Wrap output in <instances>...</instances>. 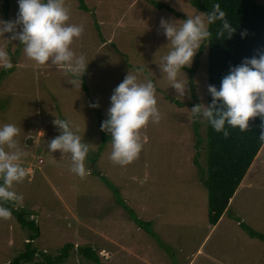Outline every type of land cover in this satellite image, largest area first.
<instances>
[{
  "label": "rangeland",
  "instance_id": "rangeland-1",
  "mask_svg": "<svg viewBox=\"0 0 264 264\" xmlns=\"http://www.w3.org/2000/svg\"><path fill=\"white\" fill-rule=\"evenodd\" d=\"M155 1L183 16L159 10L149 0H85L88 11L79 8L78 0H63L67 22L83 26L70 45L89 61L81 88H72L62 69L27 57L11 33L0 35V124L19 128L20 163L30 169L10 189L21 199L10 201L39 226L34 242L39 251L55 256L66 244L74 245L63 264H91L78 253L85 246H92L103 264H264V242L239 225L264 235V145L229 212L212 227L199 175V168L207 169V121L191 117L197 103L187 70L197 60L193 85L198 103L208 104L207 46L184 68L186 76L181 71L180 78L189 81L184 97L177 96L154 62L169 47L161 17L182 20L200 11L191 0ZM255 1L264 5V0ZM17 12V0H0V18L14 20ZM140 65L144 70L138 79L155 85L160 119L140 129V152L120 165L109 159L110 140L102 139L100 124L107 118L113 89ZM55 116L70 120L90 145L83 177L71 171L70 153L47 149L48 141L59 135ZM104 181L119 190L140 220L151 224V234L116 202ZM29 233L13 217H0V264L23 250Z\"/></svg>",
  "mask_w": 264,
  "mask_h": 264
},
{
  "label": "clouds",
  "instance_id": "clouds-1",
  "mask_svg": "<svg viewBox=\"0 0 264 264\" xmlns=\"http://www.w3.org/2000/svg\"><path fill=\"white\" fill-rule=\"evenodd\" d=\"M17 4L14 20L0 18V35L11 33V39L19 40L27 57L38 64L50 63L62 69L66 82L72 88H81L89 61L85 55H77L70 45L80 36L83 26L67 22L69 11L63 0H17ZM217 22L216 37L231 38L236 29L219 3H214L209 12L187 14L182 20L161 17L160 28L169 47L166 54L158 60L155 58L154 62L177 96L184 97L188 91L189 81L180 78L181 71L186 76L184 68L190 67L198 51L209 43L211 26ZM244 34L242 32L241 36ZM143 70V65L130 70L113 89L107 118L100 124L101 131L110 134L109 159L116 164L125 165L136 158L142 147L140 129L149 121L156 123L160 119L153 81L138 79ZM208 92L211 102L194 104L192 118L206 120L214 131L227 137L229 127L243 132L249 128L252 118L259 117L258 138L264 142V51L231 66L219 87L210 84ZM52 123L59 135L48 141V151L70 153L71 171L85 176L89 143L82 141L70 120L55 116ZM19 131L15 124H0V200L19 201L21 197L10 190L11 186L23 180L30 171L20 163L24 154L15 139ZM9 215L10 209L0 206V217Z\"/></svg>",
  "mask_w": 264,
  "mask_h": 264
},
{
  "label": "trees",
  "instance_id": "trees-1",
  "mask_svg": "<svg viewBox=\"0 0 264 264\" xmlns=\"http://www.w3.org/2000/svg\"><path fill=\"white\" fill-rule=\"evenodd\" d=\"M78 1L79 8L88 11L85 0ZM149 1L159 10H167L177 17L183 16L167 4L155 0ZM191 3L200 12H209L214 3H219L236 29L231 38L216 37L219 22L211 26L212 37L206 45L208 86L211 84L219 87L222 77L228 73L231 66L240 64L246 57L257 55L259 51H264V5L255 0H191ZM242 32L245 33L243 37L241 36ZM201 53L202 48L197 59ZM197 63L196 60L195 67L187 69L191 73V97L196 103L199 100L193 85V75ZM9 71H13L12 67L9 68ZM211 100L212 97L208 92V103ZM175 103L179 106L183 105L178 101ZM260 123L259 117L252 118L249 121V128L243 132L239 128L229 127L227 137L214 131L211 125L206 123L207 169L204 172L199 168V175L201 183L207 190L208 220L212 226L217 225L222 216L229 212V203L264 145V142L258 138ZM198 128L199 123L195 121L196 136L199 135ZM102 139L104 142L110 140L109 134L103 132ZM196 163H198L197 160ZM104 183L113 192L116 202L129 212L139 227L151 234L153 232L151 224L137 217L136 213L126 205L116 187L108 184L107 181ZM0 206L10 209L9 216L13 217L25 231L30 232L23 250L18 252L8 264H63L70 257L74 250L73 244H66L62 251L55 256L39 251L34 246L35 240L40 235L36 222L20 206L10 200H0ZM239 225L247 231L250 237L264 242L263 234L246 227L243 223ZM77 249L78 253L91 264H103L98 252L92 246L78 247Z\"/></svg>",
  "mask_w": 264,
  "mask_h": 264
},
{
  "label": "crops",
  "instance_id": "crops-1",
  "mask_svg": "<svg viewBox=\"0 0 264 264\" xmlns=\"http://www.w3.org/2000/svg\"><path fill=\"white\" fill-rule=\"evenodd\" d=\"M242 186V185H241ZM212 227H215V226H212Z\"/></svg>",
  "mask_w": 264,
  "mask_h": 264
}]
</instances>
